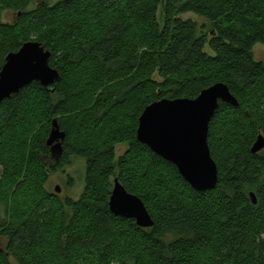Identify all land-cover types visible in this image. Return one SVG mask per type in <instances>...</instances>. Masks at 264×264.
Wrapping results in <instances>:
<instances>
[{
    "label": "trees",
    "instance_id": "obj_1",
    "mask_svg": "<svg viewBox=\"0 0 264 264\" xmlns=\"http://www.w3.org/2000/svg\"><path fill=\"white\" fill-rule=\"evenodd\" d=\"M28 41L51 52L60 78L0 104V264H264V149L252 152L264 136V62L253 53L264 0H0V71ZM219 82L239 104L220 102L210 122L218 182L198 191L138 140L139 118ZM55 119L67 134L59 158L47 145ZM74 159L86 161L85 186L63 200L46 185ZM116 178L153 226L112 213Z\"/></svg>",
    "mask_w": 264,
    "mask_h": 264
},
{
    "label": "water",
    "instance_id": "obj_2",
    "mask_svg": "<svg viewBox=\"0 0 264 264\" xmlns=\"http://www.w3.org/2000/svg\"><path fill=\"white\" fill-rule=\"evenodd\" d=\"M50 57L51 52L38 41H28L18 51L9 53L0 71V104L35 81L53 91L60 74L50 65ZM220 102L239 104L228 85L222 82L202 90L196 98L157 100L139 118L138 140L173 163L184 180L198 191L212 189L218 182V165L211 154L208 137L210 122ZM66 135L55 119L47 145L58 158ZM262 149L264 136L259 135L252 152ZM55 190L59 193L61 187L57 185ZM250 196L257 203L255 193L251 192ZM109 205L113 214L134 219L140 227L154 224L144 201L127 191L118 178L114 180Z\"/></svg>",
    "mask_w": 264,
    "mask_h": 264
},
{
    "label": "rangeland",
    "instance_id": "obj_3",
    "mask_svg": "<svg viewBox=\"0 0 264 264\" xmlns=\"http://www.w3.org/2000/svg\"><path fill=\"white\" fill-rule=\"evenodd\" d=\"M17 13L12 10H5L2 13V20L7 23H12L15 21ZM183 19H192L196 21L201 28L204 24H207V20L195 13L189 12L181 16ZM207 51L211 52L209 48ZM253 53L256 60L264 62V44L257 43L253 48ZM127 149L126 144H121L116 147L117 156L123 154ZM56 159H53L55 162ZM2 167L0 166V177H1ZM85 173H86V161L84 159H74L72 163L58 167V169L51 171L46 188L57 194L61 199L66 197H71L77 199L85 186ZM59 185L61 191L56 192L55 187ZM0 247L4 249L5 241L0 243Z\"/></svg>",
    "mask_w": 264,
    "mask_h": 264
}]
</instances>
